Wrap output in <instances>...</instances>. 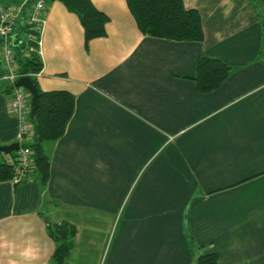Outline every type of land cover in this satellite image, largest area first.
I'll use <instances>...</instances> for the list:
<instances>
[{
  "label": "crops",
  "instance_id": "crops-1",
  "mask_svg": "<svg viewBox=\"0 0 264 264\" xmlns=\"http://www.w3.org/2000/svg\"><path fill=\"white\" fill-rule=\"evenodd\" d=\"M91 1L108 19L87 43L75 12L46 4L35 76L75 105L43 145L47 180H0V264H192L207 250L218 264H264V0H183L201 40L143 33L126 0ZM201 54L231 67L204 92ZM8 86L0 145L17 141ZM48 222L76 228L62 263Z\"/></svg>",
  "mask_w": 264,
  "mask_h": 264
},
{
  "label": "trees",
  "instance_id": "trees-1",
  "mask_svg": "<svg viewBox=\"0 0 264 264\" xmlns=\"http://www.w3.org/2000/svg\"><path fill=\"white\" fill-rule=\"evenodd\" d=\"M71 11L75 12L84 30L85 43L96 36L105 34L106 13L98 9L91 0H60ZM139 29L146 34L172 39L201 40L203 28L201 17L196 8L186 7L183 0H126ZM264 27V12L260 13ZM22 35L25 25L18 28ZM18 34L14 45V55L18 71L29 75L36 84L38 105L30 121L32 135L29 140H22L21 146H29L36 171L45 182L49 175L50 159L44 150V143L60 137L71 117L75 98L65 89L43 90L39 87L35 73L42 68L41 56L36 51H27L22 36ZM230 65L220 58L199 55L196 61V73L193 76L199 91H209L218 87L228 76ZM14 84L10 83L9 90ZM0 180L12 179L19 164L18 150L9 153L0 151ZM10 160H9V159ZM49 234L55 241L53 257L58 263L69 255L74 246L76 228L66 222L47 223ZM192 264H218V253L215 250L198 252L193 255Z\"/></svg>",
  "mask_w": 264,
  "mask_h": 264
},
{
  "label": "built area",
  "instance_id": "built-area-1",
  "mask_svg": "<svg viewBox=\"0 0 264 264\" xmlns=\"http://www.w3.org/2000/svg\"><path fill=\"white\" fill-rule=\"evenodd\" d=\"M47 2L48 0L0 2V61L6 67L4 73L0 71V79L14 84L9 106L18 119L17 140L19 143L22 140H29L32 135L31 94L23 85H15L16 79L25 74L18 71L13 48L18 34H21L18 28L20 25H25L26 31L20 35L23 37L21 41L25 44L27 51H36L41 56V29ZM18 159L19 164L11 179L13 182L29 178L35 165L29 146L20 145Z\"/></svg>",
  "mask_w": 264,
  "mask_h": 264
},
{
  "label": "water",
  "instance_id": "water-1",
  "mask_svg": "<svg viewBox=\"0 0 264 264\" xmlns=\"http://www.w3.org/2000/svg\"><path fill=\"white\" fill-rule=\"evenodd\" d=\"M15 85H23L26 89L31 94V115L33 116L36 110V107L38 105V100H37V93L38 89L36 84L33 82L32 78L25 74V75H20L16 81ZM20 147L19 141H14L6 145H0V151L9 153L13 150H18Z\"/></svg>",
  "mask_w": 264,
  "mask_h": 264
}]
</instances>
